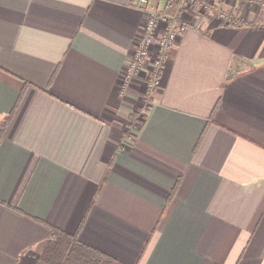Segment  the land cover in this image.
<instances>
[{"label": "crops", "instance_id": "1", "mask_svg": "<svg viewBox=\"0 0 264 264\" xmlns=\"http://www.w3.org/2000/svg\"><path fill=\"white\" fill-rule=\"evenodd\" d=\"M194 11L147 106L133 0H0V264H264V5Z\"/></svg>", "mask_w": 264, "mask_h": 264}, {"label": "built area", "instance_id": "2", "mask_svg": "<svg viewBox=\"0 0 264 264\" xmlns=\"http://www.w3.org/2000/svg\"><path fill=\"white\" fill-rule=\"evenodd\" d=\"M255 1L264 5V0ZM175 2L177 3L176 8ZM133 3L147 12V19L123 81L128 82L139 71V68L147 61L151 45L155 44L156 55L151 62V71L145 90V99L149 105L152 95L158 89L159 76L166 55L190 25L182 13L197 5L206 7L209 5V0H133ZM169 9L173 10L169 11ZM220 16L228 23L235 20L226 16L225 13H221Z\"/></svg>", "mask_w": 264, "mask_h": 264}, {"label": "trees", "instance_id": "3", "mask_svg": "<svg viewBox=\"0 0 264 264\" xmlns=\"http://www.w3.org/2000/svg\"><path fill=\"white\" fill-rule=\"evenodd\" d=\"M177 3L175 2V8ZM173 9H169L172 11ZM257 26L259 23L249 22ZM34 264H121L118 260L88 246L77 238V232L52 229L43 251Z\"/></svg>", "mask_w": 264, "mask_h": 264}, {"label": "rangeland", "instance_id": "4", "mask_svg": "<svg viewBox=\"0 0 264 264\" xmlns=\"http://www.w3.org/2000/svg\"><path fill=\"white\" fill-rule=\"evenodd\" d=\"M231 2H235V0H230ZM246 1H248V2H250L251 0H246ZM253 2H255V0H253ZM196 7H198V9L199 8H202V7H200V6H195L194 8H196ZM194 8H190V9H186L185 10V12H183L182 13V16L185 18V20L187 21V23H188V21H189V23L191 22L190 20H191V16L193 15V13L195 14V12L196 11H194ZM199 11V10H198ZM193 12V13H192ZM191 15V16H190ZM176 41H178V39L176 40ZM147 106H149V105H147ZM148 110V108L146 107V104H145V108H143L141 111H140V113L139 114H144L146 111ZM145 111V112H144Z\"/></svg>", "mask_w": 264, "mask_h": 264}]
</instances>
